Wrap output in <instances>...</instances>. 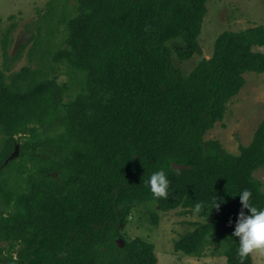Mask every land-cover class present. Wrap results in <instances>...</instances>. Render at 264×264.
<instances>
[{
    "label": "trees",
    "instance_id": "obj_1",
    "mask_svg": "<svg viewBox=\"0 0 264 264\" xmlns=\"http://www.w3.org/2000/svg\"><path fill=\"white\" fill-rule=\"evenodd\" d=\"M208 1L77 0L64 20L67 46L54 54L80 87L69 100L70 84L45 69L25 66L8 81L0 67L3 264H157L153 242L123 233L143 203L208 219L176 240L177 252L201 257L214 247L226 264H240L232 237L238 192L250 190V203L264 207V183L254 174L264 168V118L238 154L205 136L225 118L245 75L264 73V24L221 32L206 58L199 36ZM170 44L183 59L203 57L184 73ZM16 144L25 177L9 188L1 173ZM172 162L191 168L177 171ZM161 168L169 195L154 198L145 181ZM215 197L218 210L194 211ZM244 264H254L253 255Z\"/></svg>",
    "mask_w": 264,
    "mask_h": 264
},
{
    "label": "rangeland",
    "instance_id": "obj_2",
    "mask_svg": "<svg viewBox=\"0 0 264 264\" xmlns=\"http://www.w3.org/2000/svg\"><path fill=\"white\" fill-rule=\"evenodd\" d=\"M77 0H0V67L10 76L25 66L45 69L50 78H57L60 84L69 83L66 100L79 91L69 65L54 58L59 48L67 46L65 18L76 14ZM199 42L203 56L210 58L218 35L225 30H240L253 25L264 24V0H209ZM8 44L4 49V40ZM171 45L173 63L182 72L188 73L196 67L203 56L194 53L181 58L179 49ZM246 83L229 102L225 118L216 123L205 136L206 140L218 139L231 153L238 154L241 145L251 143L255 130L264 118V73H247ZM5 135L0 130V150L4 147ZM22 142V137H19ZM6 161V159H5ZM4 161V162H5ZM26 164L21 158L8 163L1 173L9 188L23 183L25 174L21 168ZM31 166V163H28ZM255 176L264 183V168ZM0 202V211L5 209ZM6 210V209H5ZM151 211L158 215L159 222L151 220ZM123 228L127 240L142 237L155 244L157 264H226L227 258L220 253L214 255L213 248H207L201 257L177 252L174 244L178 238L194 228V223L205 222L206 218L189 213L182 207L163 211L155 203H143L129 216ZM236 223V222H235ZM234 223V225H235ZM215 246V245H214ZM7 243H0V264L8 254ZM254 264H264V255L253 253Z\"/></svg>",
    "mask_w": 264,
    "mask_h": 264
},
{
    "label": "clouds",
    "instance_id": "obj_3",
    "mask_svg": "<svg viewBox=\"0 0 264 264\" xmlns=\"http://www.w3.org/2000/svg\"><path fill=\"white\" fill-rule=\"evenodd\" d=\"M169 180L164 169L152 172L145 181L146 186L154 198H167L169 195ZM240 195L241 211L238 214L232 237L238 238L237 255L240 264L253 253L264 255V207L253 206L250 201L252 192L243 190L238 192ZM205 208H220L217 198L211 199L206 203H198L194 211L200 213ZM244 209L248 210L245 214Z\"/></svg>",
    "mask_w": 264,
    "mask_h": 264
},
{
    "label": "water",
    "instance_id": "obj_4",
    "mask_svg": "<svg viewBox=\"0 0 264 264\" xmlns=\"http://www.w3.org/2000/svg\"><path fill=\"white\" fill-rule=\"evenodd\" d=\"M20 154V144H16L15 150L12 152V154L6 159V161L4 162V166L7 165L10 161L16 159L19 157ZM172 166L175 170H181V169H185V168H191L190 165H184V164H178L176 162H172ZM119 246L121 248H123L125 246V242L123 240V238H119L117 240Z\"/></svg>",
    "mask_w": 264,
    "mask_h": 264
}]
</instances>
